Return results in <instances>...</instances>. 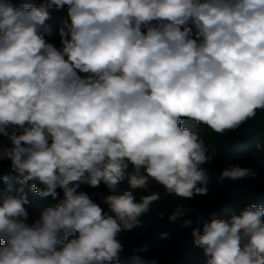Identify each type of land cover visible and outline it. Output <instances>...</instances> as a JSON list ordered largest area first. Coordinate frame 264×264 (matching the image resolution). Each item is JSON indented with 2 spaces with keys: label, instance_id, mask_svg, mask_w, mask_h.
<instances>
[{
  "label": "clouds",
  "instance_id": "clouds-1",
  "mask_svg": "<svg viewBox=\"0 0 264 264\" xmlns=\"http://www.w3.org/2000/svg\"><path fill=\"white\" fill-rule=\"evenodd\" d=\"M64 6L70 22L57 48L45 38L46 21L48 9ZM260 109L264 0H46L23 7L0 0V134L12 144L0 160L9 159L20 183L30 182L41 197L63 190L60 203L31 225L26 197L11 186L0 193V264L118 260V233L139 225L162 199L148 191L150 183L179 198L208 193L200 166L215 150L181 127L184 119L222 134ZM256 175L229 165L220 179ZM125 180L144 194L109 195L108 212L77 191L81 184L115 191ZM168 219L194 223L179 208ZM195 223L203 224V234L197 227L192 235L206 264H264V208ZM72 233L78 235L68 240ZM132 264L157 261L135 255Z\"/></svg>",
  "mask_w": 264,
  "mask_h": 264
},
{
  "label": "trees",
  "instance_id": "trees-1",
  "mask_svg": "<svg viewBox=\"0 0 264 264\" xmlns=\"http://www.w3.org/2000/svg\"><path fill=\"white\" fill-rule=\"evenodd\" d=\"M10 2L17 7L46 4V0H10ZM48 11L50 18L46 24L51 28V35L45 38L59 48L61 47L59 30L70 22L67 6L59 9L52 7ZM188 26L192 28V38H196L194 25ZM144 30L142 28V31ZM181 127L197 132L204 140L205 146L215 150L212 162L200 166L208 178L206 185L208 193L196 195L191 199L179 198L164 195L165 189L162 185L150 183L148 191L160 192L161 201L138 218L139 225L129 230L122 229L118 233L116 238L122 245V251L118 254V260L110 261L108 264H132V257L135 255L149 260L154 259L157 264H206L207 257L204 250L195 245V237L192 235V230L197 227L200 234H203V224L195 223L198 217L203 216L205 221L213 218L229 219L253 204L264 208V109L257 110L254 118L242 123L238 128L227 130L222 134L187 118L184 119ZM8 131L11 133L12 129ZM9 147H12V144L8 136L0 134V152ZM229 165L251 168L257 175L255 178L247 177L235 181L221 180L222 171ZM128 171H132L131 166ZM9 186L13 195L20 194L26 197L27 203L24 207L28 212V219L25 223L29 225L39 219L46 208L59 204L63 199L62 189H57L56 198H45L35 192L30 182L22 185L19 174L11 167V161L3 159L0 160V193L8 192ZM21 188H23L22 193L18 191ZM77 191L88 193L105 212L109 210L104 198L109 195L132 191L139 199V196L144 194L141 189H131L126 180L121 182L115 191L109 190L103 184L97 188L81 184ZM177 208L184 212V219L194 221L191 226L185 228L182 227V221L175 223L169 221V215ZM157 211L163 213V218L157 215ZM164 233L167 235L162 236ZM77 235V233L70 234L68 240L76 238ZM66 242L62 241V243ZM144 247L147 251H137Z\"/></svg>",
  "mask_w": 264,
  "mask_h": 264
}]
</instances>
